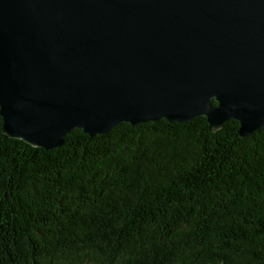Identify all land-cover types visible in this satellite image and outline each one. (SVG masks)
<instances>
[{
    "label": "trees",
    "instance_id": "1",
    "mask_svg": "<svg viewBox=\"0 0 264 264\" xmlns=\"http://www.w3.org/2000/svg\"><path fill=\"white\" fill-rule=\"evenodd\" d=\"M238 128L121 122L44 149L0 117V264H264V125Z\"/></svg>",
    "mask_w": 264,
    "mask_h": 264
},
{
    "label": "water",
    "instance_id": "2",
    "mask_svg": "<svg viewBox=\"0 0 264 264\" xmlns=\"http://www.w3.org/2000/svg\"><path fill=\"white\" fill-rule=\"evenodd\" d=\"M199 116L264 125V0H0L9 137L52 149L74 128Z\"/></svg>",
    "mask_w": 264,
    "mask_h": 264
}]
</instances>
